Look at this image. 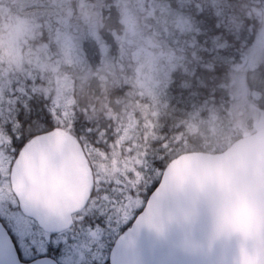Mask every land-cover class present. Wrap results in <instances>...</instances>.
Segmentation results:
<instances>
[{"label": "trees", "instance_id": "trees-1", "mask_svg": "<svg viewBox=\"0 0 264 264\" xmlns=\"http://www.w3.org/2000/svg\"><path fill=\"white\" fill-rule=\"evenodd\" d=\"M63 6L69 12L67 33L80 44V65L65 70L72 75V126L62 127L56 119V87L32 92L23 81L12 80L17 71L0 55V148L10 150L17 136L29 141L57 128L70 131L83 145L89 141L94 146L91 164L94 157L103 165L110 157L113 165L138 160L134 171L141 175L130 178L125 188L127 198L144 196L145 201L172 158L186 151H221L238 137L234 130L246 126L239 114L221 113L233 101L238 73L247 78L251 99L254 92L262 93L254 102L264 111V68L253 72L243 66V54L264 34V0H64ZM96 15L99 22L89 24ZM44 19V28L52 30L50 17ZM143 49L159 61L156 71L171 77L157 83L166 94H142L136 88L138 53ZM5 84L22 85V91H2ZM13 97L19 102L11 104L8 99ZM33 98L49 102L47 123L35 118L27 122ZM210 108L217 116L209 114ZM191 118L199 124L196 129H188ZM207 122L217 127V134L207 131ZM122 167L112 168L113 176L120 171L119 176L128 179L132 173ZM111 194L121 199L124 192Z\"/></svg>", "mask_w": 264, "mask_h": 264}, {"label": "water", "instance_id": "water-1", "mask_svg": "<svg viewBox=\"0 0 264 264\" xmlns=\"http://www.w3.org/2000/svg\"><path fill=\"white\" fill-rule=\"evenodd\" d=\"M81 165L79 145L58 131L39 135L21 154L15 187L43 228H67L85 206L91 179ZM0 240L10 246L2 230ZM110 256L115 264H264V129L221 152L173 158Z\"/></svg>", "mask_w": 264, "mask_h": 264}, {"label": "flooded vegetation", "instance_id": "flooded-vegetation-1", "mask_svg": "<svg viewBox=\"0 0 264 264\" xmlns=\"http://www.w3.org/2000/svg\"><path fill=\"white\" fill-rule=\"evenodd\" d=\"M17 5L18 3L15 5L14 0H0L1 44L6 40L7 20L12 19L5 16L8 13H11V16L16 13L17 10L15 9L17 8ZM80 6L82 7V5ZM47 24L48 23L45 21V19L38 18L35 21V24L27 32V37L22 41V44L24 45L26 43L25 40L30 41V43L26 44L30 45L32 53L40 54L43 57V71L49 74L51 72V68L46 58H50V56L55 58L56 54L59 55L57 58H61L62 56L59 49L50 48L49 53H47L48 50H45V44L48 42L49 36H51L50 33H53V29L47 30L44 28ZM66 24L67 23L65 22V26ZM262 43H264V41ZM1 49L0 53H2ZM243 55L245 57V59L243 60V66H248L247 71L251 70L255 72L259 70V68H264V61L255 63L252 58V54L250 55V52H246ZM11 66L12 68L14 67L13 65ZM239 75L243 78V81H240L238 83L235 79L234 83L236 82L237 85L241 83V89L248 91V87L246 85L247 78L238 73V76ZM34 81H30L29 78H27L23 83L26 84L27 88L29 87L30 89H32L33 92V90L35 89ZM43 84H45V82H43ZM166 90L167 89H164L163 87L161 88V92L164 94H166ZM140 91L142 94L145 93V90ZM262 92L264 93V89ZM135 94L136 93L134 92V95ZM261 96L262 93H258L255 96L253 95V99L250 98L245 100L244 95H241L240 93L238 94L236 93V91H234V95L232 96L233 101L229 102L228 108L221 109V113L229 117H235V115L239 114L240 117L243 118L241 121H245V125H247L243 126L242 124L241 126L247 127V130L250 132H254L258 129L259 123L256 120L254 124L251 123L252 116L254 114H260L262 116V119L264 120V111H261L254 102L256 99H260ZM8 100H10L9 102H11V104H14V102H19V98L14 97ZM237 100H242L243 102L250 100L252 106L236 105L237 107H242V110L233 112L231 111L232 102ZM253 109H255L254 112ZM212 111L213 109L211 108L209 113H211ZM245 112H250L253 114H249V116L244 117L242 115ZM15 118H17V115H15ZM234 131L238 132V129H235ZM68 133L72 136V133L70 131ZM80 134L84 135L81 132ZM73 136L80 142V144H82L80 139L76 135ZM0 138H2V135L0 136ZM15 142L16 144L12 143V147L10 148V150H8L6 146L4 149L0 148V215L12 217L17 220V222L25 223L29 226V231H32L31 225L35 223L36 230L35 236L33 238V243L37 244V248L40 251H44L46 242L50 238L52 233H55V237L53 238L54 242H63V248L58 256L55 254H50L48 256H42L39 259L50 258L58 262V264H93V261H97L99 262V264H103L105 256L110 255V243L112 241H115L131 225L133 221L126 215V209L132 200L130 199L131 197L127 198L128 195L126 191L128 190L125 188V183L129 182V178L125 179L119 176L121 166L124 165H85L86 170L92 177V186L85 208L82 211L74 214L73 224L70 226V228L58 232L46 231L42 227H40L31 216L23 212L22 204L20 201V193L17 192L14 188L13 175L16 168V163L20 156V153L28 145L29 141H20V138H18L17 136ZM86 147L88 149L94 148V146L91 145V142L89 141L87 142ZM119 166L120 168L118 169ZM112 168L120 170L115 172L117 177L113 176L111 170ZM67 176L69 175L67 174ZM113 191H121L124 192V194L121 199H116L111 196V193ZM135 199L141 200L142 204L135 210L134 217H136L138 212L144 206V196L142 198L137 197ZM98 217H103V219L98 222ZM121 229H123V231H121ZM21 246L23 249V254L25 256L32 255V249L30 245L25 244L23 241H21ZM112 247L113 245L111 246V249Z\"/></svg>", "mask_w": 264, "mask_h": 264}, {"label": "rangeland", "instance_id": "rangeland-1", "mask_svg": "<svg viewBox=\"0 0 264 264\" xmlns=\"http://www.w3.org/2000/svg\"><path fill=\"white\" fill-rule=\"evenodd\" d=\"M15 5L18 3L17 8L15 10L16 13H14L11 16V13L8 14L7 20V29H6V40L1 44V56H3L2 61L6 64L10 63V65H13L15 71L18 72V74L13 77L12 80H18L17 82H25L27 78H29L30 81H34L35 89L34 90H42L45 91V93L48 92L49 88L50 90H53L55 87L57 88V92L54 96V105H55V115L56 119L61 121V126L65 128L71 127L70 125L73 120L70 117V113L68 110V105L70 103V90H71V72H65L66 67L72 66V65H80L81 58L78 55L80 51V44L77 41V38L73 39L70 38L67 33V25L65 26V22L68 19L69 12L65 10L64 0H14ZM82 1L78 2V5H80ZM83 4V3H82ZM81 4V5H82ZM96 4V2H95ZM6 8V7H5ZM4 8V9H5ZM3 9V10H4ZM96 11H97V5H96ZM77 15H80V9L77 11ZM50 17L52 20V29L53 33L51 36H49L48 42L45 44V50H48L47 53H49V49H59L61 58H53L50 56V58H46L49 62L50 68H51V74H47L43 71V64L44 60L43 57L40 54L32 53L31 47L29 44L30 41H26V43L23 45L22 41L27 37V32L31 29V27L35 24V21L38 18H46ZM99 21L93 16L90 19V23H93V25L97 24ZM114 35V34H113ZM264 34L259 35L258 40L255 42L253 47L251 46L248 50L250 52V55L252 54V58L255 61V63H258L260 61H264ZM4 46V47H3ZM24 46V47H23ZM139 57V70L136 77V88L139 90H142L145 92H152V93H158L162 94L161 90L159 89L160 86L157 84L158 82H164L168 81L171 77H166L164 73H158L156 71V65L159 63V61H155L156 59L153 57L148 56V53L144 54L143 51L138 53ZM63 62V65H62ZM264 63V62H263ZM18 76L22 77L23 80H21ZM50 78V81H49ZM43 80H46L47 83L43 84ZM236 81L239 83L240 81H243V78L239 75L236 78ZM1 82V81H0ZM36 82V83H35ZM241 83L238 84V86L235 87L236 93H240L241 95H244L245 100L250 99L249 91L242 90L241 89ZM9 84H5L2 86V91L5 89L8 92H18L22 91L20 90L22 85L19 86H13L9 87ZM255 93V92H254ZM256 95V93H255ZM143 103V102H142ZM249 101L243 102L242 100H237L232 102L231 111L237 112L242 110V107H237L236 105H249L252 106V104ZM211 109V108H210ZM250 109V107H249ZM255 109H253V112ZM212 113V114H211ZM209 114L217 116L218 112L217 110H214ZM249 114H253L250 112L243 113L242 116L247 117ZM255 120L260 124L258 127H262V116L260 114H254L251 119V123L254 124ZM191 118L189 120V128L188 129H196L199 127V124L196 121H193ZM146 129H149L150 123L146 124ZM74 126V125H73ZM207 128L210 133L217 134V127L215 128L214 125L211 124V122H207ZM241 126V124H240ZM247 126V125H246ZM257 126V124H256ZM235 128V126H234ZM213 129V130H211ZM217 129V130H214ZM247 127L241 126V128H238V132L234 135L242 133ZM229 132V130H227ZM246 134V133H245ZM144 136V131H143ZM234 137V136H233ZM229 138V137H228ZM231 138L228 139V141ZM223 141L222 143H224ZM94 155L96 153L94 152ZM108 158V157H107ZM95 159V158H94ZM107 165H113L111 164L112 157L108 158ZM122 162V161H121ZM94 165H103V163H95ZM138 160H127L123 165H126V169L130 170L129 173H132L130 178H134L135 174H139L138 172L134 171V168L138 165ZM142 165V164H141ZM120 166L118 167V169ZM123 167L121 166V171ZM125 171V169H124ZM136 198V197H135ZM132 199L130 204L128 205L126 209V215L129 219L133 217V212H135V209L138 208V205L140 204L141 200ZM142 204V203H141Z\"/></svg>", "mask_w": 264, "mask_h": 264}, {"label": "snow or ice", "instance_id": "snow-or-ice-1", "mask_svg": "<svg viewBox=\"0 0 264 264\" xmlns=\"http://www.w3.org/2000/svg\"><path fill=\"white\" fill-rule=\"evenodd\" d=\"M29 103L33 106L34 111L28 112L27 122L31 123L32 119L35 118L36 120L47 123L51 117V111L45 105L49 102L33 98ZM102 219L103 217H98V222ZM28 227L25 223L17 222L12 217L0 215V230L6 234L7 240L10 241L9 246L6 242L0 240V264H37V260L42 256H48L50 254L58 256L61 253L63 242H54L53 238L55 237V233H52L47 240L44 251H40L37 248V244L33 243L36 230L35 223L31 225L32 231H29ZM21 241L31 246L32 255L25 256L23 254ZM114 244L115 241L110 243L109 251ZM93 264H99V262L93 261ZM103 264H115V261L110 255H107L103 260Z\"/></svg>", "mask_w": 264, "mask_h": 264}]
</instances>
